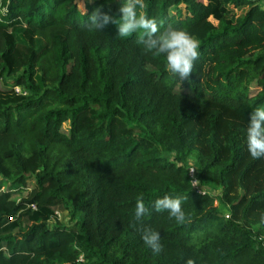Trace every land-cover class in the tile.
Listing matches in <instances>:
<instances>
[{
	"label": "trees",
	"instance_id": "trees-1",
	"mask_svg": "<svg viewBox=\"0 0 264 264\" xmlns=\"http://www.w3.org/2000/svg\"><path fill=\"white\" fill-rule=\"evenodd\" d=\"M144 2L161 31L199 42L188 80L137 45L141 32L87 30L97 7L118 17L120 0H0V264H264V158L246 147L264 105V7ZM139 195L151 214L137 222ZM164 195L185 198L190 223L151 209Z\"/></svg>",
	"mask_w": 264,
	"mask_h": 264
},
{
	"label": "clouds",
	"instance_id": "clouds-1",
	"mask_svg": "<svg viewBox=\"0 0 264 264\" xmlns=\"http://www.w3.org/2000/svg\"><path fill=\"white\" fill-rule=\"evenodd\" d=\"M145 7L144 0H120L118 17L97 7L90 15L85 12V27L90 32H101L109 23H113L118 26V37L121 38L141 32L142 35L136 40L137 45L146 53L163 55L166 59V70L173 78L181 82L188 80L194 72L196 61L200 58L199 42L187 30L177 28L171 23L161 31L162 21L138 11ZM246 147L253 159L264 158V105L255 107L250 115L246 128ZM184 199L180 196L164 195L152 202L151 209L156 212L166 211L177 224L190 223V217L182 207ZM150 214L143 195L137 196L134 220L141 221L142 217ZM260 223L264 224V214L260 217ZM142 240L155 254H159L163 249L160 233L150 227L143 229ZM186 264H195V261L189 258Z\"/></svg>",
	"mask_w": 264,
	"mask_h": 264
},
{
	"label": "rangeland",
	"instance_id": "rangeland-1",
	"mask_svg": "<svg viewBox=\"0 0 264 264\" xmlns=\"http://www.w3.org/2000/svg\"><path fill=\"white\" fill-rule=\"evenodd\" d=\"M259 1H260V3H261V4L263 5V7H264V0H259ZM81 3H82L81 1H79V3H78L80 7L83 6ZM246 9H247V6H241V7L236 8V9H235V12H236L237 14H240V13L245 12ZM63 129H65V131L68 130V123H67V122H65V123L63 124ZM194 161H195V159H194L193 156H189V157L187 158V160H186V162H187L189 165H194V166H196L195 163H194ZM210 185H211V184H210ZM203 187H204V186H203ZM207 188H209L210 190L215 191V193H220V188H219V187H216V186H211V187H210V186L208 185ZM215 201H216L215 204L219 207V209H220V211H221L222 213L227 214V213L229 212L228 207H227L224 203H222L219 199H217V200H215ZM24 222H25V223H30V222H32V221H30V220H26V219H25ZM49 222L51 223V221H49Z\"/></svg>",
	"mask_w": 264,
	"mask_h": 264
},
{
	"label": "built area",
	"instance_id": "built-area-1",
	"mask_svg": "<svg viewBox=\"0 0 264 264\" xmlns=\"http://www.w3.org/2000/svg\"><path fill=\"white\" fill-rule=\"evenodd\" d=\"M190 169H194V170L190 171ZM188 173L191 177L192 185L195 184V186H193V187L199 192L203 191V188L198 184V179H197V175H196V167L194 165H189ZM193 180H195V181H193ZM78 260H83L82 255H79Z\"/></svg>",
	"mask_w": 264,
	"mask_h": 264
}]
</instances>
